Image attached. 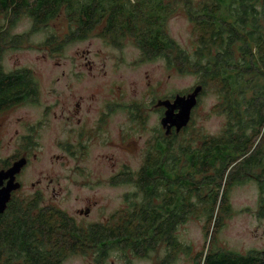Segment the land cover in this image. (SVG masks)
Returning a JSON list of instances; mask_svg holds the SVG:
<instances>
[{
  "label": "trees",
  "instance_id": "trees-1",
  "mask_svg": "<svg viewBox=\"0 0 264 264\" xmlns=\"http://www.w3.org/2000/svg\"><path fill=\"white\" fill-rule=\"evenodd\" d=\"M178 9L194 27L191 52L167 32ZM1 17L6 23L0 26V49L6 50L29 43L33 33L60 18L84 38L116 45L130 38L149 59L164 57L168 68L197 75V86H203L199 103L213 94L212 113L225 124L210 136L193 128V118L178 138L166 139L164 163L151 157L126 179L136 192L129 196L131 209L117 216L126 225L118 227V242L73 244L56 231L68 220L65 213L14 198L0 214V264H62L72 246L85 245L98 248L100 264L115 249L150 257L163 245L169 261L184 250L176 232L193 215L205 214L206 235L215 237L231 212V187L250 181L247 173L264 164L255 149L264 141V0H0ZM24 17L31 19L32 30L13 35ZM259 215L264 217V185ZM195 264H264V253L210 249L199 253Z\"/></svg>",
  "mask_w": 264,
  "mask_h": 264
},
{
  "label": "flooded vegetation",
  "instance_id": "flooded-vegetation-1",
  "mask_svg": "<svg viewBox=\"0 0 264 264\" xmlns=\"http://www.w3.org/2000/svg\"><path fill=\"white\" fill-rule=\"evenodd\" d=\"M67 24L60 36L51 34L45 41L43 47L49 53V59L39 62L45 63L46 69L42 65L11 66L4 58L5 47L0 49V147L3 148L6 142L15 147L10 158L0 161V172L24 161L15 175L14 183L19 184V188L11 192V202L24 192L27 169L45 161L47 146L56 148L57 153L48 154L49 161L61 166L64 172H42L30 183L32 194L20 195L21 198L34 199L42 208L65 213L68 220L59 222L56 231L73 244L118 242V227L126 225L117 216L131 209L129 196L136 192L134 184L126 179L133 178L151 157L157 156L159 162H165L166 139L178 138L182 130L178 131L171 120L166 124L169 106L164 102L174 103L178 96H188L193 89L184 94L172 92L161 97L151 94L150 90L155 88L147 83L145 89L139 86L138 80L125 75L129 69H138L151 62L161 61L163 67L167 66L164 57L149 59L134 42L132 46L138 53V60L128 61L124 56L125 41L116 45L97 36L84 38L73 34L74 30ZM93 38L104 42L98 52L92 53L90 47L80 48L79 44ZM73 48H76L75 55L70 54ZM113 51H117L119 58L111 57ZM145 73L149 78L150 71ZM135 87L140 89L139 93ZM17 113L21 116L14 119L13 115ZM171 113L172 120L176 121L180 109L175 108ZM14 126L16 128L10 130ZM255 149L264 155V141ZM132 162L139 163V167L134 169L130 165ZM101 165L108 168V172L103 173ZM247 175L261 193L264 164L254 166ZM8 183L9 179L3 180L0 189ZM69 186L89 191L101 186L111 190L131 186L132 191L120 195L124 203L120 208L115 205L114 209L111 204L113 200L116 202V194L107 193L113 199L109 200L108 208L105 204L100 206V199L95 195L80 197L77 194L76 201L81 206L70 213L55 204L60 196L72 195ZM49 192L51 196L47 194ZM72 248L71 255L89 256L95 264H100L98 248H86V245ZM120 253L127 258L146 257L143 252L134 250H120ZM153 254L152 259L160 258L159 254ZM168 263L165 254L159 264Z\"/></svg>",
  "mask_w": 264,
  "mask_h": 264
},
{
  "label": "rangeland",
  "instance_id": "rangeland-1",
  "mask_svg": "<svg viewBox=\"0 0 264 264\" xmlns=\"http://www.w3.org/2000/svg\"><path fill=\"white\" fill-rule=\"evenodd\" d=\"M65 21V18L53 21L47 28H43L33 33L29 43L22 46L9 47L5 50L4 54L6 62L11 66L20 64L25 66L33 65L37 67L42 65V68L46 69V66H44L45 63L42 64L39 61L49 59V53L43 46H41V44L44 43L47 37L51 34L60 36L66 26ZM5 23L6 19L1 17L0 26ZM32 27L33 24L31 19L24 17L15 23L12 29V34H25L31 31ZM167 32L169 36L177 41L184 49L189 52L193 50L194 27L187 16H185L182 9H178L176 14L168 21ZM124 41L125 45H127L124 50L125 58L128 61L138 60V53L132 46L134 41L132 39ZM103 43L101 40L93 38L90 41H86L79 45L81 49L90 47L93 51L92 53L95 54L101 48ZM75 49L76 48H73L70 51V54H74ZM107 50L106 53H110ZM116 52L117 51H113L112 54L114 55L111 57L119 58ZM146 70L150 71L149 78L146 77ZM125 76H128L134 81L138 80L139 86H144L145 89L147 88L146 84L148 83L149 87L155 88L154 90H150L151 94L158 95L160 97L167 96L172 92L174 94L187 93L197 86L199 79L195 74L180 73L178 71H174L173 69H169L166 65L163 67L161 61L142 65L138 69L131 68ZM160 83L161 86H158ZM135 90L137 93L140 89L135 87ZM216 101V97L211 93L202 96L201 102L198 104V107L193 114V128L198 131H202L205 135H218L221 133L225 124L224 117H219L212 113ZM20 116L21 113H17L13 115V118L16 119ZM15 128L16 127L14 126L10 130ZM47 147L45 149L47 153L45 161L34 163L27 169L25 174L26 184L24 192L18 194V198H21L23 195L29 196L32 194L30 183L38 179L42 172H64L61 166L58 164H52L49 161L48 154L52 152L57 153V149L54 147L50 148V146ZM14 151L15 147L8 146L6 142L3 148L0 147V161L10 158L14 154ZM130 165L134 169L139 167V163L136 162H132ZM101 171L106 173L108 172V168L101 165ZM69 187H71L72 195L60 196L61 199L55 201V204L61 206V208L67 211H70V213H74V210L81 206V203L76 201V197H78L77 194L80 197H85L86 195L92 197L95 195L100 199V206L105 204L106 208H108L107 205L111 204L109 200H113L111 195H107L109 193L116 194V204L113 203L114 200L111 204V208L114 209L113 207L115 205L120 208L122 206L121 204L124 203L123 199L120 198V195L124 192L132 191L131 186H124L117 190H111L105 186H101L94 191L77 188L75 186ZM47 194L51 196L50 192ZM228 198L231 205V212L228 215H224V225L215 237L210 234L206 235L205 227L207 225V216L205 214L200 217L193 215L187 220V222L178 227L176 235L185 248L178 254L177 257L169 260L168 264H195L198 254L201 252L206 253L210 249L226 250L240 255H247L254 251L264 253V217L259 215L261 193H259L258 187L252 181L235 184L228 192ZM157 254H159V259H152L154 256L153 253H151L150 257L129 256V258H127L121 255L120 250H114L108 258L106 264H159L160 260L164 258L166 254L164 246H162L161 250ZM62 264H95V261L89 256L70 255Z\"/></svg>",
  "mask_w": 264,
  "mask_h": 264
},
{
  "label": "water",
  "instance_id": "water-1",
  "mask_svg": "<svg viewBox=\"0 0 264 264\" xmlns=\"http://www.w3.org/2000/svg\"><path fill=\"white\" fill-rule=\"evenodd\" d=\"M203 91V86H197L191 94L188 96H178L174 103L169 101L164 102L169 106L167 112L166 124L170 121L173 125L177 126V130L188 126L192 118V112L199 104V95ZM178 108L180 113L176 115V121L172 120V111ZM24 165V161L16 163L10 170L0 172V186L3 184V180L9 179L8 186L0 189V214H3L11 200V192L19 188V184H15V175L19 172L20 168Z\"/></svg>",
  "mask_w": 264,
  "mask_h": 264
}]
</instances>
